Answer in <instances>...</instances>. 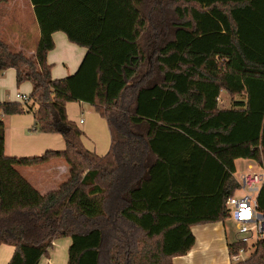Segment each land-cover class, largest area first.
<instances>
[{
	"label": "trees",
	"instance_id": "1",
	"mask_svg": "<svg viewBox=\"0 0 264 264\" xmlns=\"http://www.w3.org/2000/svg\"><path fill=\"white\" fill-rule=\"evenodd\" d=\"M30 2L40 31L34 55L0 39V73L15 70L32 90L26 103L0 102V115L31 114V130L60 134L64 149L7 156L0 119L8 264H39L65 238L67 264H172L194 245L193 226L229 218L235 161L264 169V0ZM55 32L86 49L61 79L46 60ZM76 102L105 120L106 154L83 146L66 114ZM52 159L67 165V179L41 194L18 169ZM257 209L264 213V184ZM251 247L232 264H264V238ZM248 248L234 241L229 255Z\"/></svg>",
	"mask_w": 264,
	"mask_h": 264
},
{
	"label": "crops",
	"instance_id": "2",
	"mask_svg": "<svg viewBox=\"0 0 264 264\" xmlns=\"http://www.w3.org/2000/svg\"><path fill=\"white\" fill-rule=\"evenodd\" d=\"M40 37L39 27L30 0H0V39L11 52L21 53L26 57L34 55L35 47ZM54 48L48 52L46 60L51 65V77L61 79L72 75L82 62L86 49L68 41L63 32L52 34ZM32 86L29 82L16 83L15 70L8 69L0 73V102L12 101L15 93L29 96ZM80 113L79 119H74L83 135L93 133L94 127L103 131V141L95 138L94 153L104 155L105 148L104 124L94 109L85 103H69L66 105L67 118L71 121L72 108ZM84 112L87 121L83 119ZM5 130V154L10 157L40 156L47 150L61 151L64 142L60 134H42L31 130L33 116L31 114L0 115ZM82 120V122H81ZM90 123V124H89ZM109 132V131H108ZM59 136V137H57ZM62 140V141H61ZM106 154V153H105ZM256 164L248 165L254 170ZM20 174L41 194L52 191V187L62 184L67 178L68 167L60 159H52L47 163L20 167ZM194 235V245L184 256L175 257L172 264H232L228 245L236 239H229L225 222L197 225L191 228ZM70 239H59L53 242L49 255L43 257L39 264H67V250ZM14 252V247L0 245V264H8Z\"/></svg>",
	"mask_w": 264,
	"mask_h": 264
},
{
	"label": "built area",
	"instance_id": "3",
	"mask_svg": "<svg viewBox=\"0 0 264 264\" xmlns=\"http://www.w3.org/2000/svg\"><path fill=\"white\" fill-rule=\"evenodd\" d=\"M15 99L21 103L29 101V96L15 93ZM82 122V120H81ZM237 181L238 190L243 195L230 197L226 201L229 218H232L235 228V242L251 246L264 238V213L257 209V196L264 184V169L257 165V170L249 168V172L242 174ZM245 252L240 249L231 256L235 263L240 261V254Z\"/></svg>",
	"mask_w": 264,
	"mask_h": 264
},
{
	"label": "rangeland",
	"instance_id": "4",
	"mask_svg": "<svg viewBox=\"0 0 264 264\" xmlns=\"http://www.w3.org/2000/svg\"><path fill=\"white\" fill-rule=\"evenodd\" d=\"M221 99L223 101L222 103L224 105L228 106V98H227V96L225 94L222 93ZM75 110H76L75 107H73L72 110H71V115H70L71 116L70 117L71 121H75L74 119H79L81 117L79 112L75 113ZM83 119H84L85 122L87 121V115H86L85 112H84ZM101 121H102V123L105 126V128H104V135H105L104 143H105V146L104 147L107 148V151H108L109 150V146H110V136H109V132H108V127H107V124H106L104 119H101ZM96 127H94V129H93L94 130L93 133L85 134L82 137V144L88 150H94L95 138L98 139L99 141H103V131H102V129L100 127H98V128H96ZM57 137H59V136H57ZM107 151H105V153ZM252 163H253L252 161H249V160H246V159H238V160H236L235 163H234V165H235V173L233 174L234 178L236 180H238L239 177L242 174L248 173L249 172L248 165H250ZM254 170H257V168L254 167ZM66 179H64V180H66ZM58 187H59V185H56L55 187H52L53 188L52 190H55ZM235 195L237 197H241L243 195V192L239 190V191L236 192ZM224 222H225V226L227 228V231L229 233V239L231 240V239H233V235H235L234 222H233L232 218H227ZM252 251H253V248L251 246H249L248 250H246L245 252L240 254L239 260L240 261L245 260L247 257H249V255L251 254ZM232 263H234V262L232 261Z\"/></svg>",
	"mask_w": 264,
	"mask_h": 264
}]
</instances>
